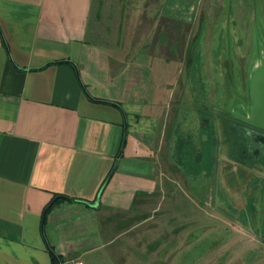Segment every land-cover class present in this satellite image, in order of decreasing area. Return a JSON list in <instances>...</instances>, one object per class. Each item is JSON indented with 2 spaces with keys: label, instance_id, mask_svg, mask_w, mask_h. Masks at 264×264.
<instances>
[{
  "label": "crops",
  "instance_id": "0c3cea01",
  "mask_svg": "<svg viewBox=\"0 0 264 264\" xmlns=\"http://www.w3.org/2000/svg\"><path fill=\"white\" fill-rule=\"evenodd\" d=\"M185 1L0 0V264H105L104 251L118 242L124 226L153 216L171 187V178L162 176L169 169L157 155L155 46L170 44L173 24L182 49L197 19H216L218 12L171 6ZM233 12L211 30L197 21L191 66L210 60L206 47L214 28L231 37L249 32V26H235ZM125 19L136 21L125 30ZM140 19L152 20L142 33ZM234 44L239 46L236 39ZM250 44L234 50L238 67L245 51L253 50ZM261 47H254L249 69L236 81L240 92L251 80L252 65L261 67ZM177 125L181 133V121ZM202 132L196 178L209 176L218 158L216 139L208 133L202 139ZM179 139L180 172L187 176L192 143ZM246 161L242 172L232 168L238 191L224 169L216 187L229 191L232 201L242 192L246 205L234 208L243 212L264 189V178L250 172Z\"/></svg>",
  "mask_w": 264,
  "mask_h": 264
},
{
  "label": "rangeland",
  "instance_id": "374dc122",
  "mask_svg": "<svg viewBox=\"0 0 264 264\" xmlns=\"http://www.w3.org/2000/svg\"><path fill=\"white\" fill-rule=\"evenodd\" d=\"M211 2L212 4L210 0H186L185 3L172 2L171 6L181 8V12L183 8L189 11L195 7H200L202 11L210 9L218 11L216 19H197L198 22H206L210 30L212 27L217 28L218 25L224 26L226 23L224 17L229 16V10H233L235 26L238 29L249 26L250 30L247 32L243 29L238 36L231 37L223 31L219 34L214 28L209 36V47L206 45L210 60L203 58L202 65L197 67L196 61H193L195 66L190 65L195 30L199 24L197 21L186 36L182 49L179 47L177 36L175 37L173 24L170 25L172 28L169 35L170 44L168 46L167 42L158 43L159 46L155 44L153 60L156 65L153 70L155 81L152 85L156 91L154 100L158 108L155 113L159 118L157 155L160 165L169 169L168 172H164L166 176L164 174L162 176L166 181L167 177L171 178V187L162 195L158 208L149 220L144 214L124 226L125 230L118 240L119 243L108 245L104 251V258L107 261L105 264H264V189L260 196L256 197L258 200L252 209L248 210L246 207L243 212L234 208L240 209L246 205L244 197L240 194L242 192H238L239 197L232 201L233 197L229 191L218 192L216 188L217 180L221 178V170L224 168V174L227 173L226 180L229 181L232 190L238 191L235 179L231 178L235 173L231 172H234L233 165L236 166V170L238 168V171L242 172V167H239L244 162L235 159L241 154L247 157L248 170L255 174L260 173L264 178V154L260 151L254 154L252 151L254 145H248L247 138L242 140L236 129L230 130L233 126L232 121H237L224 113L232 110L234 102L237 105L234 108L238 110L235 96V91L238 90L236 81L246 68L249 69L255 55L254 47L258 49V42L264 46V0H211ZM154 6L157 7L158 3ZM174 12L176 13L177 9ZM135 21L125 19L123 24L125 30ZM139 22L144 24V29L140 30V33L146 31L149 23L152 25L151 19H140ZM159 26L155 28L154 34L161 31ZM256 26L260 28L257 29ZM147 35L148 33L142 36L140 34V42L144 41ZM156 37L157 35L155 43ZM235 39L239 46L234 44ZM250 42L253 50H248L247 53L245 51V59L240 70L234 50L243 52L248 47L246 44ZM196 48L197 53L203 56L200 46ZM162 60L165 61V66H159ZM231 64L232 71L229 67ZM232 76L234 82H230ZM201 117L205 118L203 122ZM180 121L181 133L177 125ZM211 124L214 127L207 133L213 135V139L217 141L218 158L216 157L214 169L209 176L196 178L192 174L195 170L194 157L196 158L200 151L198 132L203 131L204 139L207 136L205 129ZM179 136L189 138L192 143L188 153L191 157L187 176L180 172L184 169L178 162ZM243 146L244 150L241 149ZM225 163H228L226 167L223 166ZM240 176L242 180L245 179L244 175ZM142 219L145 220L140 223Z\"/></svg>",
  "mask_w": 264,
  "mask_h": 264
},
{
  "label": "water",
  "instance_id": "95a60500",
  "mask_svg": "<svg viewBox=\"0 0 264 264\" xmlns=\"http://www.w3.org/2000/svg\"><path fill=\"white\" fill-rule=\"evenodd\" d=\"M261 46L262 44L258 42V47L260 49L262 48ZM258 52H260V55L258 57L260 61L258 65H260L261 67L258 70L255 68L256 66L252 65L253 68L251 70L254 72L251 76V80L249 81L248 92L246 95V102L248 103L249 111L247 112V115H249L248 118L244 119L249 124L264 129V57H262L261 51ZM257 72L259 75L257 74ZM235 113L237 115L238 112L235 111ZM258 137L259 139L264 140V136ZM232 168H236V166H232ZM96 204L97 201L89 202L90 206H95Z\"/></svg>",
  "mask_w": 264,
  "mask_h": 264
},
{
  "label": "flooded vegetation",
  "instance_id": "af4514ba",
  "mask_svg": "<svg viewBox=\"0 0 264 264\" xmlns=\"http://www.w3.org/2000/svg\"><path fill=\"white\" fill-rule=\"evenodd\" d=\"M248 84L249 83H247L245 85V88H243V92L242 91L240 92L238 90L235 91V96L237 99L236 102L238 103V110H235L234 107H237V105H235V102H234L232 105V110L224 111V113L226 115L231 116V118L237 121V122L232 121L233 126L237 128V131L239 132V134L241 135L243 139L247 138L249 140L248 145H252V144L254 145V148L252 150L253 153L256 154L260 151L261 154H264V140H261L258 137V136H264V129L251 125L245 120L246 118H248V115H249V114L247 115V112L249 111H248V103L246 102V95H247L248 86H249ZM228 111H231V112H228ZM235 111L238 112L237 113L238 116L236 115ZM246 160H247V157L240 155L237 161L244 162Z\"/></svg>",
  "mask_w": 264,
  "mask_h": 264
},
{
  "label": "trees",
  "instance_id": "16d2710c",
  "mask_svg": "<svg viewBox=\"0 0 264 264\" xmlns=\"http://www.w3.org/2000/svg\"><path fill=\"white\" fill-rule=\"evenodd\" d=\"M234 127V129H236L237 130V128L235 127V126H233ZM238 132V131H237ZM239 134V133H238ZM240 135V134H239ZM241 137V136H240ZM242 138V137H241ZM242 140H244L243 138H242ZM183 144H184V140L183 139H179L178 140V147H180V152H181V150H182V146H183ZM244 147V148H243ZM241 149H245V146H243ZM242 155V154H241ZM199 156H200V154H197V156H196V160L198 161L199 160Z\"/></svg>",
  "mask_w": 264,
  "mask_h": 264
},
{
  "label": "built area",
  "instance_id": "2783aa9c",
  "mask_svg": "<svg viewBox=\"0 0 264 264\" xmlns=\"http://www.w3.org/2000/svg\"><path fill=\"white\" fill-rule=\"evenodd\" d=\"M76 264H83L81 261H77Z\"/></svg>",
  "mask_w": 264,
  "mask_h": 264
}]
</instances>
